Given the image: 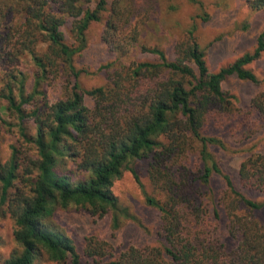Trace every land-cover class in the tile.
<instances>
[{
	"label": "trees",
	"instance_id": "16d2710c",
	"mask_svg": "<svg viewBox=\"0 0 264 264\" xmlns=\"http://www.w3.org/2000/svg\"><path fill=\"white\" fill-rule=\"evenodd\" d=\"M245 1L252 10L264 9V0ZM107 5L108 0H0V61L16 65L29 59L36 69L30 89L28 75L16 66L5 71L0 87V134L1 127L16 125L33 148L30 153L11 145L9 157L0 158V216L13 219V238L20 246L3 264H32L42 255L53 264H81L72 238L55 225V212L83 208L99 217L111 213L113 228L122 219H133L112 185L124 170L138 180L131 164L143 159H148L153 185L166 197L163 202L145 198L161 214V247L130 246L113 258L107 242L89 237L87 256L98 264H264V224L258 221L233 219L231 230L239 242L230 252L222 240L191 236L185 217L200 208L184 194L188 174L178 180L169 168L197 142L201 167L196 180L208 184L219 175L244 205L264 208V203L237 191L223 174L208 150L210 144L222 142L202 130L208 120H222L235 111L221 87L228 76L259 83L247 65L264 51V29L252 52L216 72L209 71L197 43L179 50L173 60L160 48L142 46L157 61L115 71L107 86L86 90L79 78L87 71L76 66L75 58L86 47L89 24L102 19ZM113 9L105 19L103 39L116 50L122 47L116 42L124 21ZM69 22L70 42L63 30ZM51 81L61 86L53 100L43 86ZM85 94L94 99L92 107L85 103ZM28 120L33 134L26 131ZM240 123L264 128V90L252 97ZM239 177L245 186L264 191V152L250 154L239 167ZM212 203L216 206L214 199Z\"/></svg>",
	"mask_w": 264,
	"mask_h": 264
},
{
	"label": "rangeland",
	"instance_id": "374dc122",
	"mask_svg": "<svg viewBox=\"0 0 264 264\" xmlns=\"http://www.w3.org/2000/svg\"><path fill=\"white\" fill-rule=\"evenodd\" d=\"M107 7L108 11L99 22L89 24L86 47L75 58L76 66L87 71L79 78L81 87L86 90L107 86L109 77L115 71H130L135 63L157 61L156 55L142 49V46L160 48L169 60H173L179 50L197 43L205 54L209 71L216 72L245 52H252L258 34L264 29V9L252 10L245 0H108ZM113 8L122 13L124 21L116 42L122 43V47L116 50L103 39L105 19ZM70 27L69 22L63 28L68 42L73 40ZM191 65L194 66L193 63ZM14 66L28 75L26 86L30 89L36 69L29 59L18 61L16 65L0 61V87L6 77L5 71H10ZM247 68L257 75L259 83L241 80L235 75L228 76L221 87L230 97L235 111L225 119L208 120L202 130L204 135L221 140L222 145L210 144L208 150L223 174L231 178L235 189L251 200L264 203V191L245 186L239 177L241 163L252 153L264 152V128L253 126L249 129L240 123V117L249 108L252 97L264 90V51ZM43 86L49 99L60 96L61 86L57 81L45 82ZM84 97L88 107H92L94 99L87 94ZM3 117L12 119L6 114ZM25 125L26 131L33 134L32 121H26ZM0 136L2 161L9 157L11 145L30 153L33 151L32 146L24 142L16 125L1 127ZM198 149V143L193 142L187 147V153L173 160L169 167L176 173V178L188 174L184 194L200 208L197 214H193V210L188 212L185 222L192 237L206 240L217 238L230 252L239 242L231 230L235 217L264 224V208L252 210L244 205L219 175L212 176L208 184L196 180L201 167ZM131 165L136 170L138 180L130 171L124 170L114 180L112 190L119 203L134 216L133 219H122L119 227L113 228L111 213L99 217L83 208L55 212L54 223L72 238L81 264H98L85 253L89 237L107 242L113 258L130 246L161 247V214L157 208L148 205L145 198L150 195L163 202L165 193L153 185L148 174V159L137 160ZM13 226L14 221L8 214L0 216V264L14 250H20L13 238ZM32 264L53 263L42 255Z\"/></svg>",
	"mask_w": 264,
	"mask_h": 264
}]
</instances>
